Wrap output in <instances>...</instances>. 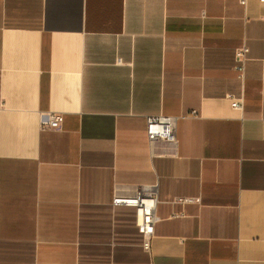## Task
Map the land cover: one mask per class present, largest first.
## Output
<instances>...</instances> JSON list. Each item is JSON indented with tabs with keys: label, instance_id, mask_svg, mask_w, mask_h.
Returning a JSON list of instances; mask_svg holds the SVG:
<instances>
[{
	"label": "crops",
	"instance_id": "0c3cea01",
	"mask_svg": "<svg viewBox=\"0 0 264 264\" xmlns=\"http://www.w3.org/2000/svg\"><path fill=\"white\" fill-rule=\"evenodd\" d=\"M0 264H264V2L0 0Z\"/></svg>",
	"mask_w": 264,
	"mask_h": 264
},
{
	"label": "built area",
	"instance_id": "2783aa9c",
	"mask_svg": "<svg viewBox=\"0 0 264 264\" xmlns=\"http://www.w3.org/2000/svg\"><path fill=\"white\" fill-rule=\"evenodd\" d=\"M264 2V0H260ZM246 4L247 0H241ZM249 48L243 45L237 48L235 52L236 70L240 78H244L248 61ZM242 102L235 100L234 106L240 107ZM198 115L197 111L193 112ZM63 114L54 113L42 121V127L48 129H60L63 123ZM179 117L157 115L147 118V136L150 147L154 150L159 144H168L178 148L179 139L177 135V125ZM175 202L183 204L196 201L193 197H176ZM115 206H128L136 210V223L142 236V247L145 251H150L152 240L155 234V224L159 221L156 214L158 198L156 186H141L136 188L130 194L115 193L113 198Z\"/></svg>",
	"mask_w": 264,
	"mask_h": 264
}]
</instances>
